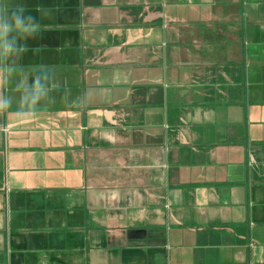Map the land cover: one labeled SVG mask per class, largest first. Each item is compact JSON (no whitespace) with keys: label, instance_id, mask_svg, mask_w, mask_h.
I'll return each instance as SVG.
<instances>
[{"label":"crops","instance_id":"crops-1","mask_svg":"<svg viewBox=\"0 0 264 264\" xmlns=\"http://www.w3.org/2000/svg\"><path fill=\"white\" fill-rule=\"evenodd\" d=\"M25 4L56 87L0 114V264H264V0Z\"/></svg>","mask_w":264,"mask_h":264},{"label":"clouds","instance_id":"clouds-1","mask_svg":"<svg viewBox=\"0 0 264 264\" xmlns=\"http://www.w3.org/2000/svg\"><path fill=\"white\" fill-rule=\"evenodd\" d=\"M43 15L27 11L25 0H3L0 4V114L16 106V115L25 119L54 98V74L46 67L25 70L19 57L29 41L41 34ZM5 89H11L5 94Z\"/></svg>","mask_w":264,"mask_h":264}]
</instances>
